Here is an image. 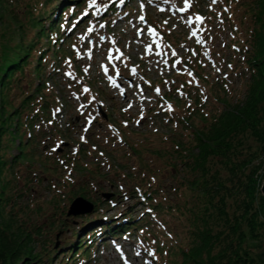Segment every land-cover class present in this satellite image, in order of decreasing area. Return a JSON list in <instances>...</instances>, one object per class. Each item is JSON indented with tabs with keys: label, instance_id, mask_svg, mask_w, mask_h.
Listing matches in <instances>:
<instances>
[{
	"label": "rangeland",
	"instance_id": "rangeland-1",
	"mask_svg": "<svg viewBox=\"0 0 264 264\" xmlns=\"http://www.w3.org/2000/svg\"><path fill=\"white\" fill-rule=\"evenodd\" d=\"M139 1L117 10V0H87L86 17L66 19L65 41L52 42L51 60L35 77V83L41 78L45 83L41 92L35 91L36 104H51L47 112L51 111L52 119L45 125L38 123L36 136L25 140L28 144L16 177L22 191L20 204L4 227L16 232L20 223L47 222L32 246L36 250L54 242L56 248L62 246L53 264L62 259L63 238L72 236L73 229H80L86 220L87 214L68 215L76 197L95 204L90 215L101 203L98 213L107 222L121 219L126 211L139 221L149 212L134 192L137 186L157 184L155 173L162 175L165 185L170 180L164 172L166 157L159 150L186 143L197 131L195 125L209 123L225 102L244 97L249 73L244 55L235 50L245 36L244 10L253 14L258 9L254 0H189L192 24L181 16L168 19V13L158 7L143 12L135 5ZM102 6L110 13L97 12ZM129 11L135 19L132 24L129 20L117 23ZM93 13H99L100 19ZM139 14H144L143 21ZM62 31L59 38L65 35ZM31 72L29 79L34 80L35 72ZM221 77L226 80L222 82ZM196 107L211 118H191L189 113L196 112ZM18 137L17 145L25 138ZM18 151L15 148L14 154ZM259 161L262 166L256 178L262 186V157ZM140 167L146 168L144 172ZM165 187L174 199L171 185ZM150 213L156 216L155 211ZM58 217L59 221H52ZM100 228L96 223L81 234L85 237ZM151 229L156 228L147 224L142 233L104 236L89 260L80 264H159V254L149 244L155 245Z\"/></svg>",
	"mask_w": 264,
	"mask_h": 264
},
{
	"label": "trees",
	"instance_id": "trees-1",
	"mask_svg": "<svg viewBox=\"0 0 264 264\" xmlns=\"http://www.w3.org/2000/svg\"><path fill=\"white\" fill-rule=\"evenodd\" d=\"M254 1L258 9L253 14L244 10L245 36L235 50L244 55L249 73L244 97L225 102L209 123L195 125L197 131L186 143L158 152L166 157L164 172L174 199L165 191V179L155 173L157 184L134 190L149 212L139 221L126 211L121 219L107 222L98 213L101 203L97 204L96 214L84 215L81 228L63 238L59 264L86 262L104 236L142 233L147 224L156 228L151 229L155 245L149 244L159 254V264H264V194L256 178L262 166L256 159L262 157L264 162V0ZM87 4V0H0V264H53L62 249L55 242L40 250L32 246L47 222L20 223L16 232H10L4 227L10 220L4 221L16 214L20 204L22 191L16 177L28 144L25 140L36 136L38 123L45 125L52 119L51 111L47 112L51 104H36L35 91L41 92L45 83L42 78L35 83V77L51 60L52 42L65 41L66 19L82 20ZM61 29L65 35L59 38ZM32 70L34 80L29 79ZM200 108L189 116L210 117ZM18 136L26 139L17 145ZM96 223L101 228L89 235L96 233L98 238L83 237L81 232Z\"/></svg>",
	"mask_w": 264,
	"mask_h": 264
},
{
	"label": "water",
	"instance_id": "water-1",
	"mask_svg": "<svg viewBox=\"0 0 264 264\" xmlns=\"http://www.w3.org/2000/svg\"><path fill=\"white\" fill-rule=\"evenodd\" d=\"M261 190L264 194V182L261 187ZM93 209H94V204L92 202L86 200L82 196H78L70 205L68 215H80V214L82 215L92 212Z\"/></svg>",
	"mask_w": 264,
	"mask_h": 264
},
{
	"label": "bare ground",
	"instance_id": "bare-ground-1",
	"mask_svg": "<svg viewBox=\"0 0 264 264\" xmlns=\"http://www.w3.org/2000/svg\"><path fill=\"white\" fill-rule=\"evenodd\" d=\"M131 20V19H130ZM236 52V51H235ZM236 54H241L240 52H236Z\"/></svg>",
	"mask_w": 264,
	"mask_h": 264
}]
</instances>
